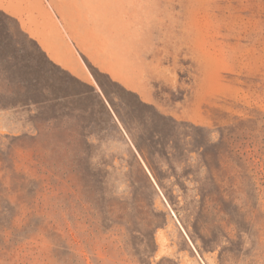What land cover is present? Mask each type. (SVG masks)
<instances>
[{"label":"rangeland","instance_id":"1","mask_svg":"<svg viewBox=\"0 0 264 264\" xmlns=\"http://www.w3.org/2000/svg\"><path fill=\"white\" fill-rule=\"evenodd\" d=\"M101 1L137 94L0 12V264H264V0Z\"/></svg>","mask_w":264,"mask_h":264},{"label":"crops","instance_id":"2","mask_svg":"<svg viewBox=\"0 0 264 264\" xmlns=\"http://www.w3.org/2000/svg\"><path fill=\"white\" fill-rule=\"evenodd\" d=\"M103 6L101 0H0V10L17 19L22 30L58 66L81 80L92 78L81 49L99 69L140 92L144 68L125 48L124 37L114 25L121 12L111 9L105 15Z\"/></svg>","mask_w":264,"mask_h":264},{"label":"trees","instance_id":"3","mask_svg":"<svg viewBox=\"0 0 264 264\" xmlns=\"http://www.w3.org/2000/svg\"><path fill=\"white\" fill-rule=\"evenodd\" d=\"M1 13H3L2 10H0ZM4 14V13H3ZM22 31V30H21ZM27 37H29L27 34H25ZM32 40V39H31ZM79 53L81 55V58L84 62V64L86 65V67L88 68L90 74L92 75V78H87L85 80H82L84 82H87V83H90L91 84V80L94 78L96 79V81L100 84L99 80H98V76L99 75H104L106 76L111 82L113 83H116L118 85H120L121 87H123L124 89L132 92V93H135L137 94L138 92L137 91H134L132 89H129L127 87H125L124 85H122L119 81H117L116 79H113L110 74H108L107 72H104L102 71L101 69H99L98 66H96L95 64H93L89 58L84 54L83 51H81V49H79ZM57 65V64H56ZM101 86V84H100ZM93 90L95 92L96 89L95 87L93 86ZM150 168L152 170V172L154 173V176H156L157 178V175H155L157 172L155 171V169L150 165ZM145 176L147 177V181L150 182L151 185H153V181L151 180V178L149 177V175L147 173H145ZM164 218H166V216H164ZM110 224V223H109ZM105 227L106 230H110L111 228H113L114 226H117V227H124L126 228V230L130 233L131 232V229L129 228V222L128 221H123L121 219H118L117 221H114L113 224L109 225ZM25 229L21 230L24 231ZM156 231V230H155ZM132 233V232H131ZM155 234V232H153ZM18 234V233H16ZM14 235L13 238H9L7 241H4V243H6V245L3 243V247L2 249H6V250H10L11 249H16L18 250L19 248H23V245L24 243H27V240H29V236H25V235ZM20 234V233H19ZM153 234V236H154ZM155 237V236H154ZM26 251H30L29 253H26L24 254V250H21V254L23 253L24 254V257H25V264H49L50 260L49 259H45V258H42L39 262H37V260H39V257H37V251L36 249L33 247L31 249H27ZM12 254V253H11ZM57 254L59 255H56L55 257V264H67V253L66 252H58Z\"/></svg>","mask_w":264,"mask_h":264}]
</instances>
